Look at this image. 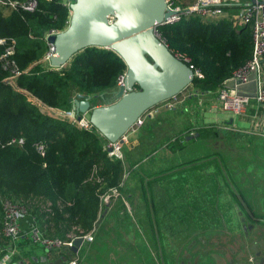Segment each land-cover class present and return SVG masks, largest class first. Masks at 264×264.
Masks as SVG:
<instances>
[{
	"label": "trees",
	"instance_id": "1",
	"mask_svg": "<svg viewBox=\"0 0 264 264\" xmlns=\"http://www.w3.org/2000/svg\"><path fill=\"white\" fill-rule=\"evenodd\" d=\"M36 1L32 11L0 5V38L4 39L0 43V260L7 254L6 246L17 243L2 231L4 201L20 203L25 208L20 241H26L31 225L38 227L39 221L50 224L51 235L63 239L74 229L88 232L94 228L101 209L99 194L118 186L124 168V160L108 157L95 129L43 112L36 101L68 112L77 93L108 96L107 90L125 72V63L114 51L91 46L78 51L60 68L46 64L43 55L48 45L43 35L67 26L69 7L63 0ZM156 30L174 54L187 58L199 69L201 76H194L192 85L203 93L215 92L252 55L249 23L235 28L227 18L211 20L182 14L176 22L158 25ZM11 43L13 53L3 56ZM8 77L15 78L14 85L6 80ZM216 134L217 131L205 128L199 131L198 138ZM179 136L176 142L182 139ZM20 137L22 143L18 141ZM11 139L15 140L8 144ZM39 142L44 145L42 153L36 147ZM168 146L175 149L173 142ZM128 159L131 170L135 162ZM186 164L162 170L152 180L175 176L185 170ZM215 165L218 170L219 164ZM221 166L226 169L224 164ZM118 190L125 192L120 186ZM32 201L49 203L48 211H40ZM150 204L156 218L158 208L152 201ZM104 208L108 210L107 205ZM152 229L157 238L158 230ZM146 256L149 253L138 251L136 258L119 264H146ZM91 257L101 259L97 250ZM158 257L164 264L162 249L158 250Z\"/></svg>",
	"mask_w": 264,
	"mask_h": 264
},
{
	"label": "crops",
	"instance_id": "2",
	"mask_svg": "<svg viewBox=\"0 0 264 264\" xmlns=\"http://www.w3.org/2000/svg\"><path fill=\"white\" fill-rule=\"evenodd\" d=\"M172 1L174 5L180 7L194 2V0L192 3H190V0H183L182 4H179L175 0ZM248 1L251 0H240L243 3ZM63 2L66 3L67 0H63ZM68 3L66 4L68 5ZM235 10L236 8H233L231 12ZM256 76V73H252L249 82L240 85L239 90L243 93L253 95L258 85ZM259 76L260 81L264 82V61L261 63ZM6 80L12 85L15 84V78L13 77H8ZM229 84L232 85L233 83L229 82ZM189 86L190 89L185 94L180 95L182 93L181 91L175 97L168 99V101L171 100L170 102L167 100L164 101L163 105L160 106L162 108L158 107L157 104L149 109L143 115L142 124L133 126L125 134V141L122 142L123 148L121 149L124 151V156L126 157V154L128 156L122 163L124 166L127 165L130 168L129 162L127 161L128 157H130L128 160L135 162L132 168L139 167L141 168V174L147 173L149 175L146 177L147 181L156 178L158 176L157 174L162 170L178 166L181 163H187L185 170L180 172L184 176L186 172H189L188 169H193L195 165L194 186L186 189L196 193L195 196L198 197L201 208L204 207V203L211 202L213 211L216 216L218 215V225H216L217 221L212 220L215 225H209V228L219 227V222L223 225L222 228H227L228 225L225 221L222 205L226 202H231L228 201L229 199H232L234 213L237 212L238 215L243 214L251 221L256 220V224L264 225V207L262 208L261 204V202L264 203V104H257L251 101L242 114L234 115L220 108L217 97L213 101L206 100L205 104L201 103V97L206 96V93L202 92L198 94L199 90L195 89L192 84L187 87ZM216 90L214 93H216ZM199 95L201 96L199 97ZM99 104L100 102H97L94 105ZM183 120H186L185 123ZM205 128H211L217 131V134L214 137L209 136L208 138L199 139V131ZM130 132L132 133L130 134ZM220 133L227 135L229 139L239 142L242 148H246L244 154L241 151H239L241 154H232L230 149L221 148L222 152L226 153L228 151V154L211 157L205 156L207 154L206 146L210 147L207 139H211L212 143V139H218ZM177 135H181L179 137L182 138L178 142L175 140ZM101 140L103 146H105L106 141L102 138ZM171 142H173L175 149L169 148L168 144ZM198 144H201L200 148H196L195 150L191 149L195 148ZM252 150L254 152L250 156ZM144 154L145 156L140 158ZM175 154H178V158L174 156ZM182 154L186 158H181ZM193 159L196 161L190 163ZM209 159L219 164L218 172L215 173L210 168L204 171L209 164ZM221 164H224L226 169ZM124 171L125 167L123 168ZM168 177L172 176H167L166 178ZM147 181L142 185H147ZM157 181H161V179L155 180L153 183L156 184ZM152 190L153 188H147V190L142 188V196L148 197L150 219L154 215V213L151 214L152 206L150 203L152 199L150 196L156 195L152 193ZM162 191L166 192L164 189ZM145 192L149 193L145 194ZM121 195L123 198L125 194L121 193ZM127 195L129 197L131 196L130 193ZM203 197L208 199L204 202ZM250 197L253 199L257 198L255 200L256 204L259 203L260 205H256L253 208L248 201ZM227 198L229 199L225 200ZM110 204L111 201L106 204L108 206L107 209H109ZM257 210H261L262 213H258ZM129 217H133V214L129 215ZM105 218L106 215L100 217V224ZM238 221L240 219H234L233 225H229L235 228L236 222ZM199 226V233H203V228L208 227L202 225V222ZM97 227H99L98 221L94 228L88 232H92V235H94ZM153 227L156 228V226ZM225 232L229 234V231L225 230ZM244 234V230L242 229L241 234H239L240 238H243ZM20 238L17 239V243L14 246H10L9 244L6 246L8 259L3 264L19 262L21 264H69L71 260H76V264H90L91 260H100V258L93 259L91 252L89 254L87 253L88 246L93 239L91 241H83L77 251H73L70 247L65 246H53L46 251V247L33 243L28 235L25 236L27 242L20 241ZM201 242H204V240L202 239ZM12 250L14 253L11 252ZM245 260L242 259V262L238 263L232 262L233 264H243Z\"/></svg>",
	"mask_w": 264,
	"mask_h": 264
},
{
	"label": "rangeland",
	"instance_id": "3",
	"mask_svg": "<svg viewBox=\"0 0 264 264\" xmlns=\"http://www.w3.org/2000/svg\"><path fill=\"white\" fill-rule=\"evenodd\" d=\"M69 1L70 0H67V2ZM175 1L182 4L183 0ZM192 2L193 0H190V3ZM45 63L49 64L47 61H45ZM189 89L190 86L185 88L180 95L185 94ZM200 93L202 92L198 91V94ZM99 96L91 98V103L93 105L97 102L103 104V98ZM200 96L201 95H199V97ZM105 97H107L106 93ZM30 98H32L31 95ZM215 98L216 93L207 92L206 96L201 97V103L205 104L206 100L213 101ZM36 103L43 112L61 118H69L67 111L54 109L38 101H36ZM162 105L163 102L157 106L160 107ZM162 117L164 118L163 115ZM183 121L185 123L186 120ZM131 133L132 132H130V134ZM207 140V142H209L208 145H210V147L206 146V153L208 155L205 156L207 157L228 154V151L226 153L222 152L221 148L230 149L232 154H241V152L244 154L246 150V148H242V146L239 145V142L229 139L227 135L221 133L218 139H212V143L211 139ZM197 146L191 149L195 150L196 148H200L201 144ZM253 152L254 150L251 151L250 156H252ZM121 155L122 160H125L124 151H122V149ZM174 156L178 158V154ZM181 158L184 159L186 156L182 154ZM124 167L125 171L121 174L119 183H122L120 187H122L123 191L125 190L123 193L125 195L122 198V192L119 190V196L113 197L112 200H110L112 202L107 211L104 210V207L110 201L102 206L99 215L100 217L106 215V218L100 224L102 218L100 219L99 217V227L96 228L95 232L93 231V240L90 242L91 244H89L87 249L88 254L89 252L92 254L94 249H98L97 252L101 256V263L119 264L121 261L136 258V252L140 251L141 253H149V256L144 258L146 262L143 261V263L154 264L155 262L157 264H162L158 257V250L162 249L165 256L164 264H233V262H242V259H246L243 261V264H264V225L259 223L256 224V220L251 221L243 214L238 215L237 212L234 213L232 199H225H229L228 201L231 202H226L222 205L225 221L228 225L227 228H222L223 225L220 222L219 227L209 228V225H215L212 220L217 221L216 225H218V215L216 216L213 211L211 202L204 203V207L201 208L199 199L195 196L196 193L186 189L194 186L195 169H188L189 172L185 171L186 173L184 172V176H182L181 173H177L175 176L161 179V181H157L156 184H154L153 180L147 181L146 177L149 176L147 173L141 174V168L136 167L129 170L127 165ZM207 168L212 169L215 173L218 172L212 159L209 160V164L204 171H207ZM185 177L186 179H184ZM146 181L147 185H142L146 183ZM142 188H145V190H147V188H153V190H155H152V193L156 195L150 196V198L152 199V203L156 204L158 210L157 214H155L156 218L152 216V222L149 218L150 215L147 216V213L149 214L148 201H146L144 195L142 196ZM162 189L166 192L162 191ZM127 192L131 194L130 197H126L128 194ZM148 193L149 192H145V194ZM206 199L208 198L203 197L204 202ZM256 199L257 198L253 199L251 197L248 199L253 208H255L256 205H260L259 203L256 204ZM26 203L25 201L24 204L27 207ZM32 203L36 205V207H39L40 211H48L49 203L45 201H32ZM261 204L263 208L264 203L261 202ZM257 212L262 213L261 210H257ZM166 213H171L172 216L166 215ZM131 214H133V217L129 218ZM234 219H240V221L236 222L235 228L230 226L233 225ZM200 221L202 225L208 226L203 228V233H199ZM39 224V228L37 227L39 235L49 239H55L57 237L56 235H51L53 234V227H51L50 224L40 221ZM153 226H156L158 230L157 238L154 237ZM242 229L245 234L243 238H240L239 234H241ZM225 230L229 231V234H226ZM27 235L31 238L32 232L30 229ZM202 239L204 242H201ZM138 261H140L139 257ZM90 264H99V262L91 260Z\"/></svg>",
	"mask_w": 264,
	"mask_h": 264
},
{
	"label": "water",
	"instance_id": "4",
	"mask_svg": "<svg viewBox=\"0 0 264 264\" xmlns=\"http://www.w3.org/2000/svg\"><path fill=\"white\" fill-rule=\"evenodd\" d=\"M68 7L67 26L46 37L53 48L49 65L60 68L78 51L95 46L114 51L126 66L122 84L108 90L107 97L77 93L68 111L105 141L122 142L138 118L192 84L194 71L156 30L178 13L166 0H70ZM98 96L103 104L93 105L91 98ZM83 241L76 237L71 250Z\"/></svg>",
	"mask_w": 264,
	"mask_h": 264
},
{
	"label": "built area",
	"instance_id": "5",
	"mask_svg": "<svg viewBox=\"0 0 264 264\" xmlns=\"http://www.w3.org/2000/svg\"><path fill=\"white\" fill-rule=\"evenodd\" d=\"M167 5L171 9L177 10V14L171 16L166 23L176 22L182 14H194L205 19H217L220 17H225L232 22V25L235 28H238L244 24L249 23L252 30V40H253V49L251 58L242 66L234 69L229 78L224 80L221 85L216 90V97L219 102L220 108L223 111L232 113L234 115L242 114L251 101L256 102L257 104H264V82L260 81V69L261 63L264 61V0H255L254 2H240V0H194L192 4L180 7L174 5L172 0H166ZM0 5L5 6L10 9H23L27 11H32L37 6L36 0H27L21 2L18 0H0ZM236 8L235 11L231 10ZM240 24V25H239ZM60 30L51 29L48 30L44 38L49 34L57 33ZM4 39L0 38V43H3ZM48 50L43 55V61L49 60L53 52L52 45L47 42ZM14 44L11 43L7 47L6 52L3 56H7L13 53ZM189 67L194 71V76H201V73L198 68L193 64L189 63L187 58H184ZM17 73V72H15ZM252 73L257 74L258 85L256 92L253 95L243 93L239 90V86L249 82L250 75ZM124 74V73H123ZM123 74L119 75L116 80L113 89L116 86L122 84ZM229 82L233 83L232 85ZM229 84V85H228ZM108 89V90H110ZM107 90V91H108ZM69 116V113H67ZM53 115V114H50ZM56 116V115H54ZM76 124L80 127L90 129V124L85 120L81 119L79 121L71 118ZM143 122V116L137 119L133 126H139ZM132 126V127H133ZM15 139H11L8 144L13 142ZM19 142H23V139L18 138ZM125 141V136L123 137L122 142ZM121 141L107 142L104 147L108 157L110 158H119L122 160ZM36 147L39 152H43L44 145L39 142L36 143ZM110 147V150L108 148ZM96 172V167L93 168V173ZM122 183H119L120 186ZM117 187L110 188L109 190L99 194L100 207L112 200L113 197L119 196V190ZM26 211L22 204L4 201L3 202V221H2V231L5 235L9 236L13 241L18 239L21 236V227L20 221L24 217ZM30 231L32 232L31 240L33 243L40 244L48 249L53 246H65L70 247L73 244V240L76 237L82 236L84 241H91L93 239L92 232H83L79 229H74L69 232L65 238H55L49 239L44 238L39 235V230L34 225H31ZM12 253L13 250L11 251ZM8 259V255H4L0 260V264H3ZM69 264H76V260L69 261Z\"/></svg>",
	"mask_w": 264,
	"mask_h": 264
}]
</instances>
